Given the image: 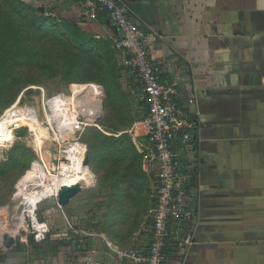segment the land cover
<instances>
[{"label": "crops", "instance_id": "1", "mask_svg": "<svg viewBox=\"0 0 264 264\" xmlns=\"http://www.w3.org/2000/svg\"><path fill=\"white\" fill-rule=\"evenodd\" d=\"M24 1L78 24L99 56H115L111 79L123 91L111 96L107 124L105 106L95 119L100 131L93 152L86 146L85 176L88 164L94 168L86 189L44 208L56 216L51 238L70 243L53 253L22 236L11 253H0V264H87L90 249L101 264H137L126 252L149 248L157 169L143 158L148 105L122 63L118 29L106 11L86 16L82 0ZM117 1L162 61L161 81L176 84L194 125L193 149L178 161L192 165L193 218L172 224L164 264H264V0ZM72 227L97 233L86 250L72 240Z\"/></svg>", "mask_w": 264, "mask_h": 264}, {"label": "rangeland", "instance_id": "2", "mask_svg": "<svg viewBox=\"0 0 264 264\" xmlns=\"http://www.w3.org/2000/svg\"><path fill=\"white\" fill-rule=\"evenodd\" d=\"M0 2L7 8L8 0ZM37 12L50 15L40 9ZM16 22L11 21L0 35V126L10 133L9 137L0 134V253H11L12 243L31 236L26 226L33 209L52 227L50 220L56 216L44 208L60 203V195L68 191L65 185L78 176L69 146L76 143L90 148L95 144L100 128L92 120L85 121L86 106L79 103L77 93L81 89L87 90L86 95L94 92L102 101V110L105 106L106 119L102 120L103 113L99 120L107 124L114 114L111 96L123 91L111 79L115 56L80 53L59 35H32L27 30L13 34ZM78 117L84 122L80 128L75 127ZM83 154L82 168L86 170L89 150L86 155L83 148ZM88 166L89 173L78 180L77 190L86 189L88 177H93L94 168Z\"/></svg>", "mask_w": 264, "mask_h": 264}, {"label": "built area", "instance_id": "3", "mask_svg": "<svg viewBox=\"0 0 264 264\" xmlns=\"http://www.w3.org/2000/svg\"><path fill=\"white\" fill-rule=\"evenodd\" d=\"M82 1L86 5L84 13L88 17H95L99 11L108 13L120 34L117 48L121 51L122 63L129 70L135 89L148 105L145 120L147 145L143 158L157 169V186L153 195L155 202L150 209L152 236L147 252L134 248L126 252V255L137 264H164V250L175 230L172 224L193 218L192 198L187 189L193 176L192 165H188L187 169L181 168L178 161L180 156L183 158L193 149L194 125L180 105V92L176 84L161 81L163 63L151 57L137 22L128 14L126 8L117 0ZM85 92L87 90L81 89L77 93L82 105L89 96ZM54 100H51L52 104ZM66 100L70 99L67 97ZM189 102L192 103L193 99H189ZM86 108L83 109L85 121L95 122L98 111H94L93 106ZM82 123L84 122H79L78 117L75 127L80 128ZM32 212L26 230L37 243H41L48 239L51 227L39 218L36 210ZM71 230L79 246L85 250L87 240L97 235L95 231L84 228L72 227ZM94 253V249L87 251V264H101L93 257Z\"/></svg>", "mask_w": 264, "mask_h": 264}, {"label": "trees", "instance_id": "4", "mask_svg": "<svg viewBox=\"0 0 264 264\" xmlns=\"http://www.w3.org/2000/svg\"><path fill=\"white\" fill-rule=\"evenodd\" d=\"M4 2L6 3V0H4ZM7 4V8L0 5V35L7 30L11 21L14 22V20H16L17 26L14 27L13 34L16 32L24 33L27 30V32L29 31L32 35L36 33L43 35L48 34V36L59 35L71 43L80 53L87 55L94 54L93 52L94 49H96V45L91 39L86 38L84 32L80 29L78 24L66 19L54 17L52 15H39L37 8L24 0H8ZM19 19L23 22L20 23ZM23 26L26 29H24ZM0 44L2 45L1 38ZM94 148L95 144L93 147L90 146L91 152H93ZM28 239L30 244L36 250L43 249L46 245H49L53 253H57L61 246H65L70 243L68 237L62 239H52L50 235L47 240L41 243H37L32 236H29ZM74 239L75 238H72L73 241ZM76 244L78 245L77 240Z\"/></svg>", "mask_w": 264, "mask_h": 264}, {"label": "bare ground", "instance_id": "5", "mask_svg": "<svg viewBox=\"0 0 264 264\" xmlns=\"http://www.w3.org/2000/svg\"><path fill=\"white\" fill-rule=\"evenodd\" d=\"M88 95L89 96L87 98V101L83 105H85L87 108L90 106H93L95 108L94 111H98V112H96V118H97L99 116V114L101 115V113H102L101 101L99 99L95 98L94 93H92V92H89ZM4 130H5V128H2V125H1L0 126V134L2 133V135H4V137H9L10 133L5 132ZM69 147H70L69 148V154L72 155L73 165H74L75 169L77 170V174H78V176L75 178L76 180L72 179L70 182H68L65 185V187H68V189L71 190V189H75L76 184L78 183V180H80L82 177H85L84 170L82 168L83 161H84L83 148L86 152V155L88 154V149L85 146H83L81 144L79 145L76 143L71 144ZM66 189L64 190V192L66 191ZM66 193H64V195ZM35 210L36 209H33V211H35Z\"/></svg>", "mask_w": 264, "mask_h": 264}, {"label": "water", "instance_id": "6", "mask_svg": "<svg viewBox=\"0 0 264 264\" xmlns=\"http://www.w3.org/2000/svg\"><path fill=\"white\" fill-rule=\"evenodd\" d=\"M78 192L77 188L75 189H71L67 191V193L64 195L63 193L60 195L61 198V202L60 205H64L66 203H68L69 199Z\"/></svg>", "mask_w": 264, "mask_h": 264}]
</instances>
